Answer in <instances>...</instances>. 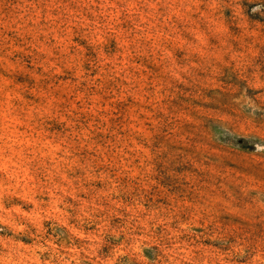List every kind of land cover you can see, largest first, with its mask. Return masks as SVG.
Segmentation results:
<instances>
[{"label": "rangeland", "instance_id": "obj_1", "mask_svg": "<svg viewBox=\"0 0 264 264\" xmlns=\"http://www.w3.org/2000/svg\"><path fill=\"white\" fill-rule=\"evenodd\" d=\"M0 264H264V0H0Z\"/></svg>", "mask_w": 264, "mask_h": 264}]
</instances>
